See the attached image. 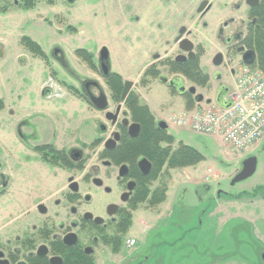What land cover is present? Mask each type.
<instances>
[{
  "label": "rangeland",
  "instance_id": "374dc122",
  "mask_svg": "<svg viewBox=\"0 0 264 264\" xmlns=\"http://www.w3.org/2000/svg\"><path fill=\"white\" fill-rule=\"evenodd\" d=\"M131 1L121 3L124 10L118 24L123 22V16L131 15ZM107 2L56 0L50 5L40 1L30 9L13 4L7 12L0 13V98L4 101L0 109V191L6 188L0 197V226L5 220H19L16 225H21L22 216L34 217L33 207L49 190L35 184V168L29 173L21 168V161L30 160L21 144V140L28 139L21 122L29 118L25 117L27 112L45 109L49 116H37L34 122L57 125L59 133L72 132L76 142L101 134L104 125L109 128L98 109L71 98L60 83L81 87L86 79H95L109 100L108 108L114 109L115 102L102 76L75 54V49L85 48L98 63L101 48L112 49ZM23 35L40 44L48 64L20 44ZM195 38L205 47L201 66L211 69L217 41L214 26L204 28ZM110 64L115 72L125 66L113 55ZM176 76L205 97L211 95L182 75ZM149 84L139 90L156 119L160 118L158 114L167 117L185 106L184 96L159 80L151 79ZM167 131L176 142L199 149L204 159L194 166L172 169L165 201L157 207L138 206L132 213V225L122 236L119 252L105 246L103 253L95 254L94 264H264V198L253 195L258 187L264 193V134L248 148L236 150L215 136L189 128L168 124ZM249 156L257 159L255 172L231 184ZM31 160L34 162L30 164L40 161L34 156ZM207 168L213 170L208 178ZM129 239L136 243L129 246Z\"/></svg>",
  "mask_w": 264,
  "mask_h": 264
},
{
  "label": "flooded vegetation",
  "instance_id": "af4514ba",
  "mask_svg": "<svg viewBox=\"0 0 264 264\" xmlns=\"http://www.w3.org/2000/svg\"><path fill=\"white\" fill-rule=\"evenodd\" d=\"M180 1L132 0L130 3L132 13L129 19L138 21L137 13L145 3L146 6L155 3L170 11L180 7ZM261 1L188 0L192 13L185 15L184 21L177 25L179 27L175 33L174 49L151 55L152 60L147 66L153 65L159 70L155 79L159 80L160 75H166L168 79L184 84L176 76L179 73H170L174 78L169 77L164 62L168 59L175 61V57L179 54L186 55L187 53L179 48V41L182 38H189L194 44V55L187 56L177 63H185L197 58L199 67L209 76L207 84L199 86L205 92L211 93L207 98L214 101L218 95L229 91L233 67L238 62L247 64L242 60L241 54L250 49L242 45L241 40L246 35L248 26L256 25L257 17L250 14L253 9H257ZM14 3L18 5L17 0H14ZM55 3L56 0L50 5ZM210 12L211 18H208ZM209 26H214L217 41L214 42L216 51L212 58L213 67L206 69L200 64L205 47L195 37ZM241 49L242 52L239 51ZM107 60L109 61V57L103 58L101 53L98 55V63L93 60L97 69L92 71L100 74L102 78L103 63L107 65L108 71L111 70L110 64L106 63ZM252 64L255 65V59ZM162 68L167 72H163ZM161 83L170 89L175 88L176 93H179L175 86ZM149 85L141 86L137 80L130 90L136 91L141 98L139 89ZM78 88L86 92L89 101L91 95L98 96L100 92H104L100 83L92 78L86 79ZM65 91L71 98H77L68 90ZM118 104H121V108L117 115L113 117L110 114L107 118V112L116 114ZM123 104V101L115 102L113 110L108 107L104 110L98 109L103 121L109 123V128L104 125L101 134L81 142L72 139V132L65 130L59 133L57 125H42L34 122L37 116H49L45 109L31 110L25 114V117L29 118L22 119L21 122L23 132L28 139L21 140V144L30 160L21 161V168L24 169V173H29L35 168V184L47 186L49 190L33 207L31 213L36 214L34 217L22 216L21 225H16L20 223L19 220H5L0 226V264H29V260L36 257L44 258L48 263L49 259L55 258L56 264H63L71 254H76L81 259L92 256L95 261V254L103 253V247L108 246L105 241L112 236L116 225L120 223V214L132 215L141 205L138 204L133 208L131 199L139 184L147 181L146 178L152 171V163L140 154L131 157V161L123 159V149L126 145L123 142L124 136L135 139L140 132L139 126L136 135H131L135 130L133 128L129 131V124L133 122L129 115H127L129 123H123V112H127L126 108L122 107ZM87 105L93 107L92 103ZM201 105L202 102H199L198 106ZM175 114L177 112L172 115ZM31 156L40 159L35 162L36 166L30 164L34 162ZM5 191L6 188L0 191V197ZM10 226L13 228L11 229Z\"/></svg>",
  "mask_w": 264,
  "mask_h": 264
},
{
  "label": "trees",
  "instance_id": "16d2710c",
  "mask_svg": "<svg viewBox=\"0 0 264 264\" xmlns=\"http://www.w3.org/2000/svg\"><path fill=\"white\" fill-rule=\"evenodd\" d=\"M18 5L25 9L33 8L38 2L44 1L52 4L54 0H17ZM14 0H0V13L7 12ZM251 16L257 17L255 26H248L246 35L242 38L241 44L255 53V65L264 74V0L261 1L257 9L251 11ZM68 29H74L68 26ZM20 44L23 45L35 57H39L48 64V57L40 44L28 35L20 37ZM75 54L85 62V64L95 70L97 69L93 61V55L85 48L75 49ZM169 73H179L187 78L192 84L204 86L209 81V76L199 67L197 58L190 59L185 63H177L172 59L165 62ZM159 70L153 65L147 66L139 76L138 82L141 86L149 85L151 79H155ZM103 79L109 89L111 99L115 102L121 101V93L124 86V79L118 72L109 70L103 74ZM62 86L82 101L91 103L85 91H81L77 86L60 82ZM176 92L175 88H171ZM185 98V107L192 109L195 106L193 96L182 93ZM131 121L140 126V132L135 139H128L124 136L123 159L131 161L135 155H143L152 163V171L147 176V181L141 182L131 199V205L136 208L139 204H147L149 207H157L165 201L167 197L168 183L171 179V170L186 166H194L204 159V155L199 149L192 145L175 141L172 134L167 129L160 128L156 123L155 115L150 106L144 102L139 94L130 90L123 100ZM4 107V101L0 98V109ZM261 195L264 198L263 188L258 187L253 195ZM132 225L131 214H120V223L116 225L112 236L105 243L116 253L119 252L122 243V236ZM92 256L79 258L76 254L67 257L63 264H94ZM29 264H49L44 258H32Z\"/></svg>",
  "mask_w": 264,
  "mask_h": 264
},
{
  "label": "built area",
  "instance_id": "2783aa9c",
  "mask_svg": "<svg viewBox=\"0 0 264 264\" xmlns=\"http://www.w3.org/2000/svg\"><path fill=\"white\" fill-rule=\"evenodd\" d=\"M224 100L228 105L210 104L183 110L167 118V122L176 127L215 136L233 149L244 150L264 134L262 71L254 64L238 62L233 67L230 90ZM206 171L212 173L211 168ZM134 243V239L127 240L129 246Z\"/></svg>",
  "mask_w": 264,
  "mask_h": 264
},
{
  "label": "crops",
  "instance_id": "0c3cea01",
  "mask_svg": "<svg viewBox=\"0 0 264 264\" xmlns=\"http://www.w3.org/2000/svg\"><path fill=\"white\" fill-rule=\"evenodd\" d=\"M122 2L123 0H108L107 2L106 10L114 40L112 49L106 48L107 56L109 64L111 55L123 63L125 66L118 73L122 75L123 79L135 83L141 71L150 64L152 54H162L174 49L176 45L175 33L179 27L177 25L184 21L185 15L192 13V8L188 0H181L180 7L170 11L155 3L148 6L145 3L137 13L138 21L135 22L130 20L129 16H123V22L118 24L117 20L121 16V10H124ZM169 15L172 17L168 18ZM123 38L126 41L123 42ZM224 94L218 95L215 102L222 104ZM184 108L185 106L181 110ZM158 116L162 117L160 114Z\"/></svg>",
  "mask_w": 264,
  "mask_h": 264
},
{
  "label": "water",
  "instance_id": "95a60500",
  "mask_svg": "<svg viewBox=\"0 0 264 264\" xmlns=\"http://www.w3.org/2000/svg\"><path fill=\"white\" fill-rule=\"evenodd\" d=\"M179 48L183 52H186L187 54L186 55L179 54L178 56H176L175 57L176 62H179L181 59H183V60L186 59L187 56L193 57V55H194V52H193L194 44L189 38H182L179 41ZM239 51L242 52V49ZM101 52H102L103 58H104V56L107 57V49L105 47L102 48ZM241 56H242V60L247 64L252 63L255 59V53L252 50L243 51ZM102 70H103L104 74H106L108 72V67L104 63L102 64ZM159 80L161 82L167 83L169 86H175L179 93H185V92L190 93L191 95H193L195 102H201V101L205 100L206 103H209L211 101L210 99H205L204 95L202 93H198L196 91L195 86L186 87L184 84H179V83H176L172 79H168L166 75H160ZM132 86H133L132 81H129V80L124 81V86H123V90L121 93V101H123L125 99L126 95L130 91ZM90 101L96 109L104 110L108 107V100H107V97H106L104 92H100L98 96L91 95ZM120 108H121V104H118L116 106V114H113L111 112H107L106 113L107 118L110 117V114H112L113 117H115ZM123 114H124L123 123L128 124L129 123V119L127 117L128 114L126 111H124ZM156 123L160 128L167 129V124L163 119H157ZM133 128H134L135 132L134 133L130 132V133H131V135H136V132L139 130V124L136 122L130 123L129 124V131H131V129H133ZM256 166H257V159L255 156H249L246 159H244V161L242 162L241 170L232 178L231 184L242 181V180L248 178L249 176H251L255 172ZM262 260L264 262V253L262 254ZM54 261H55V258L49 259L50 264H56Z\"/></svg>",
  "mask_w": 264,
  "mask_h": 264
}]
</instances>
